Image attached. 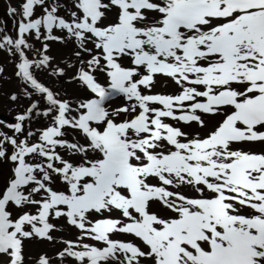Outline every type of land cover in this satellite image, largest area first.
Segmentation results:
<instances>
[{"label": "snow or ice", "instance_id": "6c2138e0", "mask_svg": "<svg viewBox=\"0 0 264 264\" xmlns=\"http://www.w3.org/2000/svg\"><path fill=\"white\" fill-rule=\"evenodd\" d=\"M5 15L0 264H264V0Z\"/></svg>", "mask_w": 264, "mask_h": 264}, {"label": "rangeland", "instance_id": "374dc122", "mask_svg": "<svg viewBox=\"0 0 264 264\" xmlns=\"http://www.w3.org/2000/svg\"><path fill=\"white\" fill-rule=\"evenodd\" d=\"M18 2V0H0V19L8 22L7 26L10 27V20L9 18L5 15V5L8 3H12V4H16ZM2 54H0L1 57ZM39 244V243H36ZM37 248H35L34 251H38L36 250Z\"/></svg>", "mask_w": 264, "mask_h": 264}, {"label": "bare ground", "instance_id": "6f19581e", "mask_svg": "<svg viewBox=\"0 0 264 264\" xmlns=\"http://www.w3.org/2000/svg\"><path fill=\"white\" fill-rule=\"evenodd\" d=\"M16 4H13V6H15ZM4 59L5 57L3 55H1L0 57V63L4 62ZM9 70H10V67H9ZM35 248H37L36 250H41V249H44V250H48V251H51V249H48L47 246L44 244V243H39V244H33L32 245V250L34 251Z\"/></svg>", "mask_w": 264, "mask_h": 264}]
</instances>
